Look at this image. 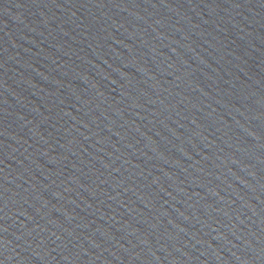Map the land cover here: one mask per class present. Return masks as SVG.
<instances>
[{
  "label": "water",
  "instance_id": "1",
  "mask_svg": "<svg viewBox=\"0 0 264 264\" xmlns=\"http://www.w3.org/2000/svg\"><path fill=\"white\" fill-rule=\"evenodd\" d=\"M0 264H264V0H0Z\"/></svg>",
  "mask_w": 264,
  "mask_h": 264
}]
</instances>
